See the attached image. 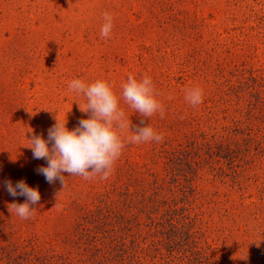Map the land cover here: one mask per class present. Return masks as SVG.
<instances>
[{
	"label": "rangeland",
	"instance_id": "rangeland-1",
	"mask_svg": "<svg viewBox=\"0 0 264 264\" xmlns=\"http://www.w3.org/2000/svg\"><path fill=\"white\" fill-rule=\"evenodd\" d=\"M105 12L114 17L108 39L100 35ZM129 74L152 78L165 114L163 119L159 113L144 118L121 98L132 126L127 135L144 119L164 134L163 142L126 145L107 180L85 181L62 173L65 186L59 180L46 182L36 169L47 162L33 158L30 140H47L57 119L67 121L72 131L91 115L80 110L86 99L70 92L69 82L104 79L115 82L114 91L121 95ZM241 81L257 85L255 94H244L248 90L240 88ZM196 86L204 98L194 108L185 93ZM257 96L263 99L250 126L261 140L264 0H0V264H7L6 254L13 247L24 255L31 240L81 258L69 243L77 238L81 216L92 203L90 185L120 181L118 168L142 164L150 156L157 160V146L159 151L174 147L173 139L189 131L221 141L226 129L244 127L249 103ZM242 136L232 139L243 142ZM249 173L245 186L207 176L196 187L208 202L201 208L200 244L234 264H244L253 242L260 241L256 215L264 210V157ZM21 180L41 197L27 220L11 206L26 198L12 197L5 188L6 181L15 187ZM225 210L233 219L222 216ZM143 240L138 239L139 247Z\"/></svg>",
	"mask_w": 264,
	"mask_h": 264
},
{
	"label": "trees",
	"instance_id": "trees-1",
	"mask_svg": "<svg viewBox=\"0 0 264 264\" xmlns=\"http://www.w3.org/2000/svg\"><path fill=\"white\" fill-rule=\"evenodd\" d=\"M241 83L240 88L248 90L244 94H255L257 85ZM262 99L250 101L244 127L226 129L221 141L212 136L206 139L208 134L202 131H189L182 138L173 139L177 144L174 147L159 151L157 146V160L150 156L142 164L129 163L118 168L120 181H105L100 188L90 185L91 207L81 216L77 238L69 243L81 258L31 240L24 255H17L20 252L15 247L12 249L16 252L8 251L6 263L234 264L226 255L218 256L200 244L205 216L201 208L208 202L196 187L198 180L207 176L240 186L251 180L246 174L264 157V136L257 140L250 126ZM241 134L243 142L232 139ZM222 216L233 219L234 215L225 210ZM256 216L260 220V241L253 242V252L244 264H264V210ZM141 238L144 243L139 247Z\"/></svg>",
	"mask_w": 264,
	"mask_h": 264
},
{
	"label": "clouds",
	"instance_id": "clouds-1",
	"mask_svg": "<svg viewBox=\"0 0 264 264\" xmlns=\"http://www.w3.org/2000/svg\"><path fill=\"white\" fill-rule=\"evenodd\" d=\"M104 23L100 29L102 38L108 39L114 27V17L111 13L103 14ZM70 92L82 95L86 99L85 106L80 107L84 113L91 112L90 118L81 119L79 126L72 131L66 127V122H57L48 130L47 140L34 136L31 148L34 159H45L47 167L36 169L37 174L43 175L46 182L54 183L59 180L65 186V177L80 176L85 181L95 180L97 177L107 180L114 172V165L126 145L156 142L164 140L163 133L157 131L141 119L140 124L131 130L129 117L120 106V100L142 117L149 118L159 113L164 118L165 109L157 99L152 78L147 74L137 79L134 74H129L127 81L121 85L122 93L117 95L114 91L115 82L97 79L88 84L83 79H73L68 85ZM203 89L196 86L186 90L185 100L197 107L203 103ZM51 143V148L49 144ZM5 188L10 196H23V204H11L16 214L22 219H30L36 211L33 207L40 201L37 189L29 187L23 180L18 181L13 187L11 181L5 182ZM19 190V191H18ZM56 206V205H55ZM10 211V210H9Z\"/></svg>",
	"mask_w": 264,
	"mask_h": 264
}]
</instances>
